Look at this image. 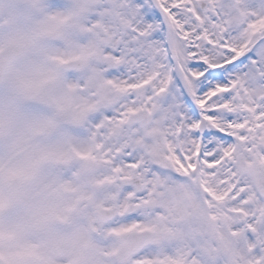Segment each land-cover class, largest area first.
I'll return each instance as SVG.
<instances>
[{
  "label": "snow or ice",
  "instance_id": "6c2138e0",
  "mask_svg": "<svg viewBox=\"0 0 264 264\" xmlns=\"http://www.w3.org/2000/svg\"><path fill=\"white\" fill-rule=\"evenodd\" d=\"M39 11L44 19L29 32L0 38V120L21 98L71 106L92 144L77 154L139 188L125 213L162 199L161 168L224 187L244 184L242 157L264 158V0H74L67 11L64 0H42ZM69 28L81 45L50 48ZM27 52L43 56L22 71L14 60ZM245 213L255 237L245 264H264V209ZM123 232L136 249L127 264H199L145 251L157 225L137 221Z\"/></svg>",
  "mask_w": 264,
  "mask_h": 264
},
{
  "label": "rangeland",
  "instance_id": "374dc122",
  "mask_svg": "<svg viewBox=\"0 0 264 264\" xmlns=\"http://www.w3.org/2000/svg\"><path fill=\"white\" fill-rule=\"evenodd\" d=\"M17 2L20 4L19 10L21 12H16V4ZM42 3V0H1L0 2V10L3 11V16L0 15V19H2V23H0V26L9 27L10 29H0V38H9V37H15L19 34L28 32L27 29L24 28V26H27L32 23L34 25V21L38 20V18L44 19L43 15L40 17H35V12H40V5ZM71 8H65L64 10L67 11ZM2 13V12H0ZM20 27V30L18 27ZM1 28V27H0ZM6 30L8 32H6ZM22 30V31H21ZM67 31L70 33V35L67 37V39H59L58 44H50L49 47H58V48H75L81 45L77 42L75 39V36L78 35V31L76 32L72 30L71 28L67 29ZM8 33V34H7ZM78 33V34H76ZM37 54L38 56H36ZM31 55V57H30ZM43 53H33V52H27L24 53L15 63L14 66H18L20 70H28L27 67L30 65L29 61L33 60L35 58L37 61L42 58ZM5 91V86L2 85L0 88V95H3ZM22 99V98H21ZM26 99V100H25ZM22 100H31L28 98H23ZM33 101V100H31ZM19 104H16L15 106H18ZM19 110L17 109L16 115L12 116V119L9 123V140H2L0 142V209L6 208L7 206V189L8 185L12 180H18L22 183H24L27 188L25 193L23 194V199L19 203V208H21V213L23 216H26V219L16 221L15 216L11 214L10 216H6L3 220H0V257L7 262V264H12L13 261H15V264H24L22 262H28L30 259L37 260L38 257L35 253L32 254L31 248H27V252L24 251V248H20L23 252L22 257L18 256L17 250L12 247V244L14 243V237L15 235L19 234L25 228H29V221H37L38 219V210L36 205H33V197L39 196L42 189H38V182L39 178L34 177L35 176V169L33 166H31L32 161L29 157L28 149L30 148V141L24 142L22 139H20V136H25V134H30L31 130H34V126L37 122V120H34V117L26 116V120H28L32 125L31 129L27 126V124H24L20 122L22 118L18 117L17 114H19ZM27 115V114H24ZM6 119L0 120V125H3L5 123ZM51 127H53L52 124H50ZM17 133L15 134V131ZM55 133V132H54ZM57 134L58 139H62L65 141L69 146L73 147V149L65 150V154L67 158L71 159V157H75L78 155L77 153H82L87 148L79 149L75 146V140L76 137L66 134ZM88 146V144H86ZM27 153H26V151ZM249 161L248 159H246ZM262 163H264V158H260ZM99 161V160H98ZM74 162V161H71ZM82 162V161H81ZM111 171V170H110ZM109 171V172H110ZM107 172V173H109ZM116 174L111 171L109 174L104 175L105 179H98L99 177H103V175L97 176V182L100 180H106V181H115L114 177ZM160 179H163L166 182V186L164 188V196L162 199H159L155 206L159 208L158 211H152V207H149L148 210L145 209V212H143V216L141 220H138L140 222H148L152 223L154 225H157L160 229V236L157 239H154L155 245H159V248L151 247L148 249L149 253H152L154 255L163 256L165 258L173 257V253H175L174 247L177 248V244L181 242L182 240L185 242L186 245L183 250H178L180 254H182V257L177 258L178 260L190 255H193L194 257L198 258L199 264H205V262L202 260V257L204 255L213 256L215 250L218 251V248L222 247L224 250L222 251L225 256H221L222 259L220 260V264L225 263L226 257H227V263L228 264H245V260L247 258V254L242 246V236L245 235L246 237H254L253 234L250 232L244 231L239 232L236 234L237 238L233 240L230 236L228 238V223L231 222V216L229 212L227 211L229 208L231 209H249L251 207H256L255 211H259L264 209L263 207H259L264 203H261L259 205V201L257 197L255 196V193L253 191L252 185H251V179L249 176H241V180L244 181L243 185H239L238 189L239 191H242L245 193L246 189H250L252 195L251 199H234L233 197H230V199H227L225 201L226 203H223L224 205L227 204V206H223L225 217L222 220H214L216 225V230L214 235H211V231L207 229V221L206 218L208 215L202 212L196 210H192L191 205L186 202V204L183 203L179 199V193H174V196L172 198V193L176 190L177 186L173 183V181L169 180L167 177L163 176L161 177L160 173L157 174ZM117 180L120 182L123 180L122 178L118 177ZM207 185V187H206ZM56 187H65V184L59 183L55 184ZM249 187V188H248ZM53 188V189H54ZM119 188V187H118ZM115 188H106L102 190H97V207L103 206V207H110L111 206V200L113 198H116L120 203H126L128 201V196L126 193L122 192L119 189ZM179 188V187H178ZM203 188L211 190L213 195H221V197H224L225 192L228 189V185L224 187H220L219 184H216L215 182H209L208 177L205 179V183L203 184ZM183 191V188H181ZM204 189H201V192H203ZM5 193V196H4ZM44 194L46 195V199H55L57 196L52 193V190L49 187L44 188ZM34 195V196H33ZM223 195V196H222ZM226 196V195H225ZM220 197V198H221ZM64 200L67 199V196L64 195ZM221 200V199H220ZM71 206H76L78 200H70ZM251 203L249 204V202ZM178 206H181L179 209ZM222 206V204L220 205ZM227 209V210H226ZM60 211L63 212V209L60 208ZM83 211L88 212L89 208L86 207ZM149 215V219L147 218ZM245 211L240 215L238 218H245ZM82 221H76L75 225H79ZM239 219L236 220V224H239ZM120 224V221L117 222L116 225ZM175 224V228H172L171 225ZM84 227L85 222H82L81 225V233L78 237V244L81 247L91 249L93 250V247H91L90 244L86 242V237L84 235ZM98 227V224H97ZM123 228L121 227L119 229H107L111 233L116 232H123ZM77 229H79L77 227ZM115 230V231H114ZM218 230H220V234L217 233ZM223 234V238L222 234ZM196 234L198 235V239L195 240L194 237H196ZM221 236V237H220ZM8 240H13V243H9ZM219 240L223 243H219ZM15 246H17L15 244ZM18 247V246H17ZM106 249H102L100 253L97 252L96 256L89 255L90 258L86 259V262L83 264H109L105 260V255L107 254ZM249 252V251H248ZM75 254H77L75 252ZM67 255L69 257V260H75L73 257H70V250L67 252ZM202 255V256H201ZM84 257L85 254H83ZM212 264V263H211ZM218 264V263H216Z\"/></svg>",
  "mask_w": 264,
  "mask_h": 264
},
{
  "label": "bare ground",
  "instance_id": "6f19581e",
  "mask_svg": "<svg viewBox=\"0 0 264 264\" xmlns=\"http://www.w3.org/2000/svg\"><path fill=\"white\" fill-rule=\"evenodd\" d=\"M71 2H72V4L74 3V0H71ZM79 78V77H78ZM176 192V191H175ZM174 192V193H175ZM251 195H252V193H251V191H250V189L248 190V189H246L245 190V194H244V198L245 199H247V198H250L251 197ZM184 201H186V195L184 196ZM213 201H217V197L216 198H214L213 199ZM210 205H211V202H210ZM212 206L213 207H211V212H212V215H214V216H221L222 215V211H223V207L222 206H220L219 204H217V203H212ZM179 207V209L181 208V206H178ZM263 208H264V206H263ZM252 210H256V207H254V208H251ZM229 227H233V229L234 230H239V229H237V227L233 224V223H231L230 225H229ZM230 229V228H229ZM233 233V232H232ZM219 234H220V232H219ZM221 234H222V232H221ZM221 237V236H220ZM221 238H223V234H222V237ZM185 242L182 240L181 242H179L178 244H177V248L179 249V250H183L184 248H185V244H184ZM219 243H223L222 241H220L219 240ZM177 248L176 247H174V250H175V255H174V257H176V258H179V257H181L182 256V254H180L179 252H178V250H177ZM252 247H250L249 249H251ZM247 250V251H245V253L247 254L248 253V251L250 252L251 250ZM219 250H224L222 247H220V248H218V251L217 250H215V252H214V254H213V256L210 258V263H212V264H216V263H218V264H220L219 262H220V260L222 259V257L221 256H225V254H223V252L221 251H219ZM225 251V250H224ZM262 251H264V250H262ZM178 253V254H177ZM222 264H223V262H222ZM224 264H228L227 263V257H226V261H225V263Z\"/></svg>",
  "mask_w": 264,
  "mask_h": 264
}]
</instances>
